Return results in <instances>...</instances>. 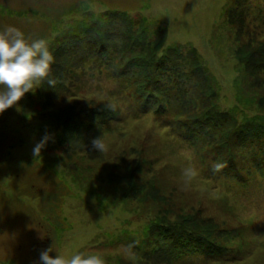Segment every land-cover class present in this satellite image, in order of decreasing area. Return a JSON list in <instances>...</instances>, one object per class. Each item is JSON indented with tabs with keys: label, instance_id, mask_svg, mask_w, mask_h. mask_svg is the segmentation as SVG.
Segmentation results:
<instances>
[{
	"label": "rangeland",
	"instance_id": "rangeland-1",
	"mask_svg": "<svg viewBox=\"0 0 264 264\" xmlns=\"http://www.w3.org/2000/svg\"><path fill=\"white\" fill-rule=\"evenodd\" d=\"M7 26L48 41L55 83L0 114V264H40L49 247L169 264L161 235L180 226L230 231L235 241L207 234L241 255L226 264H264V162L239 147L243 127L263 142L264 0H0ZM121 45L143 67L110 71ZM175 71L183 104L168 120L153 105L142 113L145 83ZM99 136L103 154L89 147Z\"/></svg>",
	"mask_w": 264,
	"mask_h": 264
},
{
	"label": "trees",
	"instance_id": "trees-1",
	"mask_svg": "<svg viewBox=\"0 0 264 264\" xmlns=\"http://www.w3.org/2000/svg\"><path fill=\"white\" fill-rule=\"evenodd\" d=\"M126 48L128 47L126 46ZM126 48H124V46L121 45V47L118 48L117 50L113 49V52L111 54L116 56V58L107 55L108 56L106 57L107 63L105 64L108 66V69L110 71L113 72L114 69L112 70L111 68H114L115 66L120 68L123 65L127 67L126 69H128L129 66H133L134 68L143 67V65L140 62H138L139 60L127 58L126 56L127 53L124 52ZM90 52L91 50H89L88 53L84 51L83 53L85 54V56H83L82 59L79 60V62L82 63L85 61V64L88 63L89 56H92ZM110 62L113 64L110 65ZM127 63H131V65H127ZM85 64H83L82 67H85ZM160 67H162L160 69L162 71L167 70L169 68L166 65L163 66V63H161ZM159 76L160 74H158L156 77L157 82L152 83V80H149L145 83L147 85L145 87V91L147 94L145 96L142 92V94H140L139 97L141 99V108H143L142 113H145V111L149 109L150 106L153 105L157 108L158 114L161 115L160 120L163 121L169 119V117H165L163 116V114L168 113L170 111V107L176 108V107H180L183 104L182 98L187 91H184L183 87L181 88L178 87L177 84H182L181 82L182 76L178 74L176 71L173 73V75H171V77H168L164 80L160 79ZM130 81H131L130 78L126 79L124 82L119 81L120 84L116 87L115 90H117L120 96L122 95L123 92H125L128 89ZM141 86L142 85H138L139 89H141ZM149 92L151 93L154 92L156 95H152ZM148 94L150 95V97H147ZM176 104L178 106H175ZM100 113L101 112H99L98 114L102 115ZM103 116H107L106 112H104ZM105 119L106 117H103V120ZM256 133H257L256 131L252 132L251 130L247 129V127L246 128L243 127L242 129H240L239 147H241L242 149H246V152L248 154H250V152L253 151L255 153L254 158L264 162V158L257 155L256 153L257 151H259V153L264 156V154L260 151V149L264 150V135H263L264 133L262 134L263 136L262 139H260L263 142H259L257 144L254 143L255 138H258ZM194 135L195 137L203 138V136H201L200 131H198L197 133L195 131ZM229 156L232 157L231 154ZM229 168L231 170H234L232 164H230ZM236 178L239 179L240 176L236 174ZM208 233H212L218 237H222V238L224 237L223 239L229 238L232 241L236 240V236L231 235L232 232L226 230H216V228L215 227L213 228L212 226H209L208 229L199 233L194 232L193 229L191 230L180 226V228L178 229L172 228L170 230H167L166 232L163 233V235H161L163 245L159 246V249L161 251L162 257L164 258L165 261L167 260L166 262L169 264H192L194 258L196 259L201 258L202 260L205 261V264H213V263L226 264L225 262L231 263L240 259L241 255L238 256V255L226 254L225 253V251L227 250L226 247L220 245L217 242H214L212 238L207 235ZM165 243H168V245H165ZM244 255L247 257L248 253H244Z\"/></svg>",
	"mask_w": 264,
	"mask_h": 264
},
{
	"label": "clouds",
	"instance_id": "clouds-1",
	"mask_svg": "<svg viewBox=\"0 0 264 264\" xmlns=\"http://www.w3.org/2000/svg\"><path fill=\"white\" fill-rule=\"evenodd\" d=\"M54 56L45 39L31 40L14 26H7L0 32V85L5 91L0 93V114L20 101L26 93L39 88L41 83L47 81L52 86L55 81L49 79ZM54 134L45 131V135L35 144L32 154L40 157L41 150L47 142L53 139ZM92 150L104 153L106 145L102 138L96 137L90 141ZM223 165H215L220 170ZM52 247L41 251L40 264H106L105 259L97 254L77 253L70 258L57 254L55 257L49 253Z\"/></svg>",
	"mask_w": 264,
	"mask_h": 264
}]
</instances>
